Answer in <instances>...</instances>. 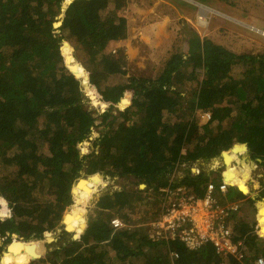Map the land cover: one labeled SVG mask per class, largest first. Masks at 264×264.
I'll use <instances>...</instances> for the list:
<instances>
[{
  "label": "trees",
  "instance_id": "16d2710c",
  "mask_svg": "<svg viewBox=\"0 0 264 264\" xmlns=\"http://www.w3.org/2000/svg\"><path fill=\"white\" fill-rule=\"evenodd\" d=\"M68 2L0 0V199L10 213L0 218V264H248L264 258V201L257 203L254 234V222L230 220L233 242L245 247L240 260H224L210 243L189 249L179 241H152L147 235L148 224L160 217L162 189L183 188L202 199L212 183L217 204L245 200L243 177L238 180L223 171L228 186L221 194V173L200 169L195 174L190 171L193 164L221 153L241 154L246 145L248 160L264 170V47L236 53L186 30V51L179 45L154 79L132 76L108 85L112 77L125 75L122 53L105 54L104 49L127 37L119 14L127 0ZM60 15L62 24L55 29ZM63 40L68 45L62 47ZM71 50L81 66L73 62ZM80 68L85 79L88 73L91 90L100 94L102 108L110 104L102 114L110 120L86 156L79 146L88 140L96 118L84 106ZM185 83L191 88H184ZM184 92L188 95L182 96ZM118 103L121 108L130 105L113 115L110 110ZM198 111L209 114L201 126ZM177 168L183 175L173 179ZM82 174L93 176L86 182ZM99 174L118 179L129 175L146 188L100 196L84 228L77 210L63 218L69 205L84 206L91 200L93 187L103 183ZM261 187L264 195V180ZM247 201L252 206L253 200ZM74 214L75 225L69 229ZM113 218L124 227L114 229ZM62 220L74 234L83 228L78 240L73 235L51 254L38 256L28 245H12L13 234L18 242L49 243L53 235L45 231L55 230ZM13 246L30 256L3 259Z\"/></svg>",
  "mask_w": 264,
  "mask_h": 264
},
{
  "label": "rangeland",
  "instance_id": "374dc122",
  "mask_svg": "<svg viewBox=\"0 0 264 264\" xmlns=\"http://www.w3.org/2000/svg\"><path fill=\"white\" fill-rule=\"evenodd\" d=\"M229 3L233 4L230 5ZM119 14L125 19L127 37L124 40L109 43L104 49V53H110L115 56L122 53L126 62L124 66L125 75L123 77H112L107 80L106 83L108 85L124 83L128 77L132 76L154 79L161 72L171 53H174L179 45L183 46L181 48L184 49V52L186 51L182 35V32L186 30L196 33L201 38L211 37L215 42L228 47L236 53H256L264 47V0H127V5L120 10ZM58 21H61V18H57L55 22ZM56 33L59 32L56 31ZM63 42L65 41L61 42L62 47L64 46ZM71 54L72 56L74 55L72 50ZM73 58V62L80 65V60L75 56ZM79 72L84 78L83 80L81 79L82 84H84L82 85L84 106L91 110L93 116L96 118L95 126L89 132L88 140L79 146L80 154L86 156L93 149V141L99 137V132L103 130L110 120L109 117L106 120H103L102 117V114L104 115L109 111L110 104L104 103V107L102 108L101 97L97 89L95 88L96 95L91 90L90 84L86 82L87 80L82 68H80ZM238 72L239 69L236 68V75ZM86 76H88V73ZM183 87L189 89L191 85L185 83ZM172 89L176 90L177 87L173 85ZM125 93L123 97H125ZM181 95L187 96L188 92L181 93ZM129 105L127 104L124 108H121L120 104L113 105L110 111L113 115H117L118 112L125 110ZM205 114L199 111L196 112L198 126L208 121L207 114ZM43 150L45 151V148ZM222 154L207 162L200 161L193 164L190 166V171L195 174L200 169L213 172L219 171L222 178L223 171H228L232 177L235 176L238 180H241L243 177V183L247 187V193H244L246 197L245 200L237 204L238 210L234 213L235 216H232L231 220L243 217L248 222H254L253 233H255L257 229V203H263L264 201V198H261L264 195L260 193L262 190L261 181L264 180V170L254 162L248 160L246 149L241 154L230 153L223 157ZM82 175L86 182L93 176ZM182 175V168H177L172 178L176 179ZM99 176L103 183L94 187L92 186L94 191L92 192L91 200L84 206L78 205L73 207L69 205L63 213V218L66 215H71L73 209L77 210L82 218L79 222L83 224L84 228L86 218L95 215V204L100 196H103L107 192L144 190L146 188L144 184L138 183L136 179L129 175H125L121 179L111 176L104 177L101 174ZM232 186L238 188L236 185ZM147 195L151 198L155 196L152 192H147ZM248 198L253 200L252 206L249 205ZM1 201L3 200L0 199V218L4 219L10 213H8L7 202L4 200L3 204H1ZM75 218L74 214L71 217V223L68 224L69 229L75 225ZM83 228L80 230L81 232ZM69 229H67L65 223L63 225L62 220L55 230L51 232L45 231L53 235V239L49 243L45 239H32L28 243L25 241L18 242L13 239L12 245H28L27 249L32 251L34 256H38L42 252L44 255H48L51 254L49 252L61 246L64 240L72 239L73 235L76 236L75 240H78L81 232L74 234L73 229ZM62 231H64L65 237L61 240L59 239V235ZM14 246V249L10 253L5 254L3 259L15 258L17 255L22 256L23 259L30 256L28 253H22L21 249H15ZM6 248L10 247L6 246Z\"/></svg>",
  "mask_w": 264,
  "mask_h": 264
},
{
  "label": "built area",
  "instance_id": "2783aa9c",
  "mask_svg": "<svg viewBox=\"0 0 264 264\" xmlns=\"http://www.w3.org/2000/svg\"><path fill=\"white\" fill-rule=\"evenodd\" d=\"M206 114L209 119V114ZM227 186L223 178L217 189L224 194ZM215 188L214 184L209 183L202 199L195 198L183 188L160 190L164 194L162 210L160 217L148 224V237L152 241H179L189 249H197L210 243L224 260H227V256L240 260L244 256L245 248L243 242H233L235 234L230 224L237 210V203L227 206L217 204L213 196ZM110 224L114 229L124 227L122 221L117 218H113ZM169 256L172 260L178 257L174 252H170ZM249 264H264V259L257 258Z\"/></svg>",
  "mask_w": 264,
  "mask_h": 264
},
{
  "label": "water",
  "instance_id": "95a60500",
  "mask_svg": "<svg viewBox=\"0 0 264 264\" xmlns=\"http://www.w3.org/2000/svg\"><path fill=\"white\" fill-rule=\"evenodd\" d=\"M68 3H70V2H68ZM65 9H66V5L64 4V5H62V10H65ZM58 18H59V19L62 18V15H60ZM61 24H62V21L54 22V23H53V28L57 29V28H59V27L61 26ZM63 45H68V43H67V42H63ZM65 65L67 66V68H68V70L70 71V73H71L72 75H74V77H75L76 79H79V78L75 75V73L72 71L70 64L67 63L66 58H65ZM86 79H87L86 82H88V80H89L88 76H86ZM82 85H84V84H82ZM120 101H121V100H120ZM120 101H119V102H120ZM118 104H119V103H118ZM243 146H244L245 149L247 150L246 145H243ZM75 238H76V237H75ZM74 240H75V239H74Z\"/></svg>",
  "mask_w": 264,
  "mask_h": 264
},
{
  "label": "bare ground",
  "instance_id": "6f19581e",
  "mask_svg": "<svg viewBox=\"0 0 264 264\" xmlns=\"http://www.w3.org/2000/svg\"><path fill=\"white\" fill-rule=\"evenodd\" d=\"M201 11H202V10H201ZM201 11H200V12H201ZM201 14H202V13H201ZM92 98L94 99V97H92ZM226 172H228V171H226ZM12 236H13L14 239L17 240V236H16L15 234H13ZM26 248H27V247H26Z\"/></svg>",
  "mask_w": 264,
  "mask_h": 264
},
{
  "label": "clouds",
  "instance_id": "9594fccd",
  "mask_svg": "<svg viewBox=\"0 0 264 264\" xmlns=\"http://www.w3.org/2000/svg\"><path fill=\"white\" fill-rule=\"evenodd\" d=\"M256 223H257V220H256ZM253 234H254V233H253ZM244 248H245V247H244ZM244 250H245V249H244ZM244 250H243V251H244ZM259 258H261V257H259ZM263 259H264V258H263ZM255 260H256V259H255ZM251 262H253V261H249V263H251ZM249 263H248V264H249Z\"/></svg>",
  "mask_w": 264,
  "mask_h": 264
},
{
  "label": "crops",
  "instance_id": "0c3cea01",
  "mask_svg": "<svg viewBox=\"0 0 264 264\" xmlns=\"http://www.w3.org/2000/svg\"><path fill=\"white\" fill-rule=\"evenodd\" d=\"M111 43H112V42H111ZM257 227H258V226H257ZM257 227H256V228H257ZM257 230H258V229H256V231H257Z\"/></svg>",
  "mask_w": 264,
  "mask_h": 264
}]
</instances>
